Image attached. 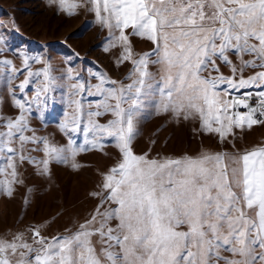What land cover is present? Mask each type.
I'll list each match as a JSON object with an SVG mask.
<instances>
[{
	"label": "snow or ice",
	"instance_id": "snow-or-ice-1",
	"mask_svg": "<svg viewBox=\"0 0 264 264\" xmlns=\"http://www.w3.org/2000/svg\"><path fill=\"white\" fill-rule=\"evenodd\" d=\"M49 3L68 17L92 14L107 32L103 50L119 49L117 66L131 69L125 82L103 71L84 78L72 67L57 77L48 61L27 52L18 54L23 69L0 60L18 110L0 114V194L11 197L13 185L23 184L24 163L50 175L51 163L78 168L80 153L109 142L118 158L99 173L89 193L97 204L82 221L56 234L45 232L48 223L0 234V264H264V144L241 150L235 143L236 130L264 126V0ZM132 37L152 47L137 53ZM30 61L45 67L33 71ZM19 75L24 79L13 88ZM62 80L64 146L31 126ZM153 115L198 123L194 131L232 150L137 154L133 143Z\"/></svg>",
	"mask_w": 264,
	"mask_h": 264
},
{
	"label": "rangeland",
	"instance_id": "rangeland-1",
	"mask_svg": "<svg viewBox=\"0 0 264 264\" xmlns=\"http://www.w3.org/2000/svg\"><path fill=\"white\" fill-rule=\"evenodd\" d=\"M0 33L5 36V45H0L3 48L0 60H11L17 69H23L22 58L18 54L27 52L48 61L57 77L72 67L84 78H88L89 70L103 71L113 79L127 82L125 78L131 64L117 66L119 49L103 50L107 32L94 22L90 13L81 11L79 15L68 17L50 5L49 0H0ZM131 39L137 53L152 47L141 38ZM30 63L33 71L45 67L42 62ZM151 70L156 69L153 66ZM222 71L229 74L227 68ZM23 79L24 75H19L13 80L12 87L15 88ZM61 84L63 87L51 94L53 98L49 100L43 118L38 112L33 114L31 126L38 135L64 146L68 136L58 125L67 110L68 81L62 80ZM34 90V86H30L29 95L34 94ZM16 91L19 96V89L16 88ZM0 114H18L9 85L3 78H0ZM99 119L103 123L107 118ZM196 128L198 123L195 122L176 123L169 116L153 115L142 122L141 134L134 141L133 149L137 154L148 152L152 156L193 155L201 148L232 150L231 145H220L216 138L194 131ZM76 139L78 143L82 142V137ZM235 143L241 150L264 144V126L236 130ZM33 155L40 158L42 153ZM117 158L118 150L109 142L103 150L80 153L76 157L80 165L78 168L70 164L51 163L50 175H41L35 165L24 163L20 168L23 184L13 185L11 197L0 194V234L42 223H48L47 234L63 232L65 227L72 228L96 206L97 201L89 193L96 189L99 173L113 166ZM4 179L0 175V180Z\"/></svg>",
	"mask_w": 264,
	"mask_h": 264
},
{
	"label": "built area",
	"instance_id": "built-area-1",
	"mask_svg": "<svg viewBox=\"0 0 264 264\" xmlns=\"http://www.w3.org/2000/svg\"><path fill=\"white\" fill-rule=\"evenodd\" d=\"M241 111H243V109H241Z\"/></svg>",
	"mask_w": 264,
	"mask_h": 264
}]
</instances>
